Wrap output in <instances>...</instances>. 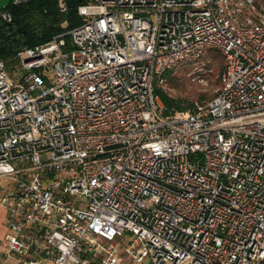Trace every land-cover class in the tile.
<instances>
[{
	"label": "built area",
	"instance_id": "1",
	"mask_svg": "<svg viewBox=\"0 0 264 264\" xmlns=\"http://www.w3.org/2000/svg\"><path fill=\"white\" fill-rule=\"evenodd\" d=\"M77 13L17 77L0 59V264H117L120 241L132 264H264V0ZM210 51L215 95L165 106L164 74Z\"/></svg>",
	"mask_w": 264,
	"mask_h": 264
},
{
	"label": "trees",
	"instance_id": "2",
	"mask_svg": "<svg viewBox=\"0 0 264 264\" xmlns=\"http://www.w3.org/2000/svg\"><path fill=\"white\" fill-rule=\"evenodd\" d=\"M59 1L24 0L19 3L11 2L2 9L8 10L11 18L6 20L0 16V59L5 62L10 74L17 65L16 54L19 50L47 42L53 36L82 22L77 7L87 0H63L67 6L65 11L60 10ZM66 38L69 40L68 36ZM213 52H207L204 56L210 57L218 53ZM171 74L172 72L164 74L167 82L171 81ZM156 92L165 106L183 109V101L169 97L160 86H156Z\"/></svg>",
	"mask_w": 264,
	"mask_h": 264
},
{
	"label": "rangeland",
	"instance_id": "3",
	"mask_svg": "<svg viewBox=\"0 0 264 264\" xmlns=\"http://www.w3.org/2000/svg\"><path fill=\"white\" fill-rule=\"evenodd\" d=\"M63 25L66 24L63 23ZM213 53H216V51ZM222 63V57L218 53L212 54L210 57L206 55L198 63L185 65L173 71L171 81L167 82L164 78L160 87L169 97L183 101V108L188 107L194 101L206 102L215 95L220 86ZM19 71V66L15 65L11 76L13 78L17 77ZM6 187L5 178H1L0 191ZM1 217L2 211L0 208ZM117 264H132L127 255L126 241H120L118 245Z\"/></svg>",
	"mask_w": 264,
	"mask_h": 264
},
{
	"label": "crops",
	"instance_id": "4",
	"mask_svg": "<svg viewBox=\"0 0 264 264\" xmlns=\"http://www.w3.org/2000/svg\"><path fill=\"white\" fill-rule=\"evenodd\" d=\"M0 208L2 211V217L0 218V240H2L6 232V225H5V209L1 204H0Z\"/></svg>",
	"mask_w": 264,
	"mask_h": 264
},
{
	"label": "water",
	"instance_id": "5",
	"mask_svg": "<svg viewBox=\"0 0 264 264\" xmlns=\"http://www.w3.org/2000/svg\"><path fill=\"white\" fill-rule=\"evenodd\" d=\"M13 0H0V11Z\"/></svg>",
	"mask_w": 264,
	"mask_h": 264
}]
</instances>
